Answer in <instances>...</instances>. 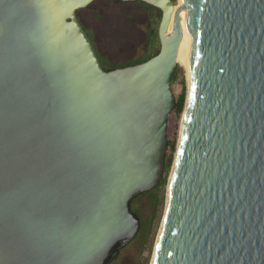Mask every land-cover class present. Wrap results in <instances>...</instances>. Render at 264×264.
Listing matches in <instances>:
<instances>
[{
  "label": "water",
  "instance_id": "obj_1",
  "mask_svg": "<svg viewBox=\"0 0 264 264\" xmlns=\"http://www.w3.org/2000/svg\"><path fill=\"white\" fill-rule=\"evenodd\" d=\"M96 0H0V264H110L162 179L181 15L159 52L106 69ZM183 121L151 264H264V0H180Z\"/></svg>",
  "mask_w": 264,
  "mask_h": 264
},
{
  "label": "rangeland",
  "instance_id": "obj_2",
  "mask_svg": "<svg viewBox=\"0 0 264 264\" xmlns=\"http://www.w3.org/2000/svg\"><path fill=\"white\" fill-rule=\"evenodd\" d=\"M171 1L176 4L178 0ZM88 7L79 10L77 14L92 43H95L94 48L104 68L141 61L159 49L157 31L160 16L148 6L132 1L96 0ZM175 71L176 77L171 85L176 101L183 88L186 95L187 76L185 68L178 63ZM182 115L183 112L177 115L173 111L168 120L167 137L170 146L166 159L171 156L172 161ZM170 170L171 166L167 180ZM166 186L167 181L163 189H152L150 194L140 195L131 203V210L138 213L140 229L136 237L118 252L117 258L110 264L151 263L166 206Z\"/></svg>",
  "mask_w": 264,
  "mask_h": 264
},
{
  "label": "bare ground",
  "instance_id": "obj_3",
  "mask_svg": "<svg viewBox=\"0 0 264 264\" xmlns=\"http://www.w3.org/2000/svg\"><path fill=\"white\" fill-rule=\"evenodd\" d=\"M180 5H181L180 0H178L177 3L174 4V9L172 12V17H171V21H170V25H169L167 33L172 32L173 23L175 21V18L177 16L181 15L182 38H181V41H180V44H179V47L177 50V60L176 61L178 64L182 65L185 68L186 76L188 78L189 64H190V58H191V52H192V38H191V36L187 30L186 21L184 20V17L182 15ZM182 121H183V116L179 122L180 123L179 135H180V131H181ZM162 221H163V219H162ZM161 224H162V222H161ZM159 230H160V228H159ZM157 238H158V235H157ZM156 242H157V239H156ZM155 246H156V243H155ZM154 250H155V247H154ZM153 255H154V251H153ZM152 259H153V256L151 258V263H152Z\"/></svg>",
  "mask_w": 264,
  "mask_h": 264
},
{
  "label": "trees",
  "instance_id": "obj_4",
  "mask_svg": "<svg viewBox=\"0 0 264 264\" xmlns=\"http://www.w3.org/2000/svg\"><path fill=\"white\" fill-rule=\"evenodd\" d=\"M119 1H124V0H119ZM141 3V2H140ZM144 4V3H142ZM146 5V4H144ZM148 6V5H146ZM151 10L153 11H156L158 13V15L161 17V12L152 7V6H148ZM89 8V7H88ZM159 52V49H156L151 55H149L148 57L144 58L143 60L141 61H137V62H129V63H125V64H118L117 66L115 65L114 67H111V68H116V67H124V66H128V65H131V64H136V63H139V62H143L149 58H151L152 56L156 55L157 53ZM176 77V71H174V73L172 74V77H171V83H173L174 79ZM185 89L183 88V91L181 93V95L179 96V98L176 100V103H175V107H174V111L177 113V115L181 114L184 110V105H185ZM168 146H170V144H168ZM173 146V145H172ZM172 164V157H168L165 161V168H164V173H163V176H162V179L161 181L159 182V184L154 188L156 190H160L161 188L163 189L164 185L166 184V181H167V174H168V169L170 168ZM152 192V190L148 191V192H145V193H142L140 195H143V194H150ZM140 195H138L137 197H139ZM135 197L131 203H133V201L137 198ZM133 212L137 215L138 213L136 212V210H133ZM118 256V253L114 256L113 260L114 261ZM111 261V262H112ZM110 262V263H111Z\"/></svg>",
  "mask_w": 264,
  "mask_h": 264
},
{
  "label": "flooded vegetation",
  "instance_id": "obj_5",
  "mask_svg": "<svg viewBox=\"0 0 264 264\" xmlns=\"http://www.w3.org/2000/svg\"><path fill=\"white\" fill-rule=\"evenodd\" d=\"M124 1H126V0H124ZM77 13H78V11H77ZM77 17H78V14H77ZM78 19H79V17H78ZM79 21H80V19H79ZM80 23L82 24V26H83V28H85V26L83 25V23L80 21ZM84 30H87L86 28L84 29ZM93 43H94V41H93ZM95 44V43H94ZM109 69V68H108Z\"/></svg>",
  "mask_w": 264,
  "mask_h": 264
}]
</instances>
